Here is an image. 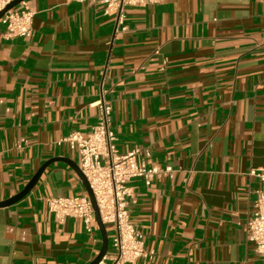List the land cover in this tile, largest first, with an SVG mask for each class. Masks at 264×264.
Listing matches in <instances>:
<instances>
[{
    "label": "crops",
    "instance_id": "0c3cea01",
    "mask_svg": "<svg viewBox=\"0 0 264 264\" xmlns=\"http://www.w3.org/2000/svg\"><path fill=\"white\" fill-rule=\"evenodd\" d=\"M28 4L29 38L4 40L0 25V202L51 159L79 166L60 141L91 131L102 96L116 155L148 151L138 164L171 171L128 183L129 223L154 254L131 264H264L245 240L264 186L250 176L264 175V0H161L122 24L103 4ZM83 190L56 162L0 208V264H89L95 222L59 223L43 202Z\"/></svg>",
    "mask_w": 264,
    "mask_h": 264
},
{
    "label": "built area",
    "instance_id": "2783aa9c",
    "mask_svg": "<svg viewBox=\"0 0 264 264\" xmlns=\"http://www.w3.org/2000/svg\"><path fill=\"white\" fill-rule=\"evenodd\" d=\"M15 0H0V12ZM68 2H90L106 5L117 13V24H122L123 12L129 7L157 5L161 0H67ZM34 12L28 0L15 9L7 11L0 19L3 26L2 38L13 40L27 39L31 35ZM98 109L97 122L91 131L82 136L70 134L60 141L79 155V169L85 177L96 203L101 223L110 227L112 253L98 264H131L140 259H151L153 252L144 249L142 236L129 223L128 199L132 192L128 183L142 179L149 184L154 178L165 177L170 169L146 168L138 164L137 156H149L148 151L133 150L118 156L115 153V136L110 130L111 106L101 98L92 104ZM264 185V175L251 172ZM47 210L59 223L69 219L81 220L85 230L91 234L94 214L86 192L74 198H43ZM245 240L253 244L255 252L264 258V186L256 191L255 211L245 224ZM109 247V246H108Z\"/></svg>",
    "mask_w": 264,
    "mask_h": 264
},
{
    "label": "water",
    "instance_id": "95a60500",
    "mask_svg": "<svg viewBox=\"0 0 264 264\" xmlns=\"http://www.w3.org/2000/svg\"><path fill=\"white\" fill-rule=\"evenodd\" d=\"M25 1H27V0H15L14 2H12L2 12H0V19L2 18V16L7 11L15 9L20 3L25 2ZM56 162H62V163L67 164L74 171V173L78 177L81 185L83 186V189L85 190V192L88 196V199L90 201V204H91V207L93 210V214H94V222L98 228V231H99L100 237H101L100 251L98 252L96 257L89 264H98L103 259V257L106 255L107 249H108V239H107L106 229H105L104 225L101 223L99 212H98V209L96 207V203H95L92 191H91L85 177L82 175L79 167L75 163H73L67 159H63V158H55V159H51V160L45 162L37 170V172L30 179V181L25 185V187L23 188V190L21 192H19L18 194H16L15 196H13L12 198H10L8 200L0 202V208L11 206V205L21 201L22 199H24L33 190V188L36 186V184L38 183V181H39L41 175L43 174V172L45 171V169L47 167H49L51 164L56 163Z\"/></svg>",
    "mask_w": 264,
    "mask_h": 264
},
{
    "label": "rangeland",
    "instance_id": "374dc122",
    "mask_svg": "<svg viewBox=\"0 0 264 264\" xmlns=\"http://www.w3.org/2000/svg\"><path fill=\"white\" fill-rule=\"evenodd\" d=\"M110 230H111L110 227H106V231H107V233L109 235V240H108V244H109V254L112 253V249H111V239H110L111 232H110Z\"/></svg>",
    "mask_w": 264,
    "mask_h": 264
}]
</instances>
